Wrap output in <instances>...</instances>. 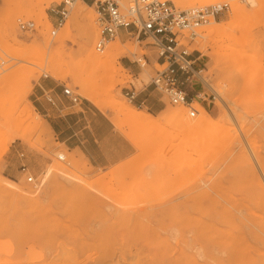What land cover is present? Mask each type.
Listing matches in <instances>:
<instances>
[{
    "label": "rangeland",
    "instance_id": "1",
    "mask_svg": "<svg viewBox=\"0 0 264 264\" xmlns=\"http://www.w3.org/2000/svg\"><path fill=\"white\" fill-rule=\"evenodd\" d=\"M167 1L176 9L228 5L182 41L200 70L186 86L197 110L193 117L158 92L151 95L157 107L133 104L124 95L130 88L151 90L158 68L151 38L118 36L97 50L84 38V19L73 12L81 5L98 30L90 4L74 3L52 37L60 0H0V264H51L65 252L78 264H264V12L263 22L250 15L247 34L232 23L231 0ZM237 2L249 12L256 7ZM18 21L35 28L23 31ZM210 23L231 29L207 38ZM114 41L120 54L112 61L105 49ZM229 48L248 59H229ZM112 69L114 83L106 78ZM44 83L66 86L78 104L101 113L126 155L98 168L69 152L38 108L47 104L31 101L34 89L50 87ZM210 87L220 91V101ZM83 93L103 104L97 108ZM113 96L152 122L126 121L110 107ZM201 107L211 117L207 126L183 124L195 121ZM171 109L180 117L162 118ZM29 110L42 132L25 118ZM57 165L74 178L55 175L50 186L43 175ZM30 175L34 182H27Z\"/></svg>",
    "mask_w": 264,
    "mask_h": 264
},
{
    "label": "built area",
    "instance_id": "2",
    "mask_svg": "<svg viewBox=\"0 0 264 264\" xmlns=\"http://www.w3.org/2000/svg\"><path fill=\"white\" fill-rule=\"evenodd\" d=\"M76 2L90 4L96 14V24L99 35L95 44L97 50H102L106 44L119 36L120 31L137 41L151 38L152 44L158 49L157 63L148 86L168 97L170 103L180 104L188 109V115L193 117L197 110L192 106L193 100L188 97L186 86L191 78L200 72L195 61L183 44V39L197 35L199 27L214 20L222 11L228 9L227 3H215L186 9H176L167 0H60L54 11L55 20L50 30V36H55L67 19L70 9ZM23 31L34 30L32 21H18ZM0 54V65L4 62ZM139 92L127 89L124 93L129 102L144 105L136 101ZM61 94L72 103L79 99L66 86H61ZM47 102L54 104L49 91L43 92ZM22 156V154H20ZM63 157L59 156V159ZM25 171V166L21 165ZM27 182H34L27 176Z\"/></svg>",
    "mask_w": 264,
    "mask_h": 264
},
{
    "label": "crops",
    "instance_id": "3",
    "mask_svg": "<svg viewBox=\"0 0 264 264\" xmlns=\"http://www.w3.org/2000/svg\"><path fill=\"white\" fill-rule=\"evenodd\" d=\"M125 35V31L119 32V36ZM47 85H50L48 89L40 85V90L34 89L33 92L37 93L31 101L36 102L42 98L47 104L39 103L38 108L48 117L47 122L57 141L69 152L82 156L92 167L98 168L115 163L126 155V146L122 145L124 142L113 134V128L107 126L101 113L91 110L85 104L70 102L61 94V88L55 89L56 85L44 83V86ZM45 91L50 92L54 104L45 100ZM153 93L156 91L152 88H144L138 93L136 101H143L148 107H157L158 104L151 98Z\"/></svg>",
    "mask_w": 264,
    "mask_h": 264
},
{
    "label": "bare ground",
    "instance_id": "4",
    "mask_svg": "<svg viewBox=\"0 0 264 264\" xmlns=\"http://www.w3.org/2000/svg\"><path fill=\"white\" fill-rule=\"evenodd\" d=\"M175 3H180L181 1L183 0H173ZM189 1V4H191L193 2V0H188ZM202 1V0H201ZM247 2L250 4V5H256V7H254V9L249 12L245 9V7L241 4H239L237 2V0H231V12H232V15H231V19H232V23L234 24V26L244 32V33H247L248 32V20L250 18V15H254V14H257L259 16V18H261V20L259 21H262L263 22V12H264V0H247ZM79 5V4H78ZM80 7H82L81 5L80 6H77L75 7L74 9V16L76 18H81V19H84V22L82 23L83 27H84V38L86 39V41L88 42H91V44L93 46H95L96 44V41H97V31L95 26L93 25V17L90 15V14H83L81 12V9ZM83 9V8H82ZM258 19V18H257ZM258 21V20H257ZM252 23V22H250ZM261 24V23H260ZM230 26V25H229ZM224 27L223 25H220V24H212L210 23L206 28V34L205 36L207 38H210V37H213V36H217V35H220V34H227V30L231 29V26L230 27ZM251 26V25H250ZM240 32V31H239ZM248 34V33H247ZM204 35V34H203ZM232 35V33H231ZM241 36V35H240ZM229 37V36H228ZM234 37V36H233ZM233 37H230L231 39H233ZM250 37V36H249ZM252 37V36H251ZM237 37H234V39L236 40ZM255 38V37H254ZM230 39V40H231ZM233 39V40H234ZM238 40H240L239 38H237ZM242 39V37H241ZM246 39V38H245ZM211 40V39H209ZM231 40V42L233 41ZM236 43H238V40L235 41ZM262 41V40H261ZM119 41H114L112 42L110 45L107 46V48L105 49V51H109L113 54H111L112 56V61H115L116 58L119 56L120 54V47H119V44H118ZM214 42V41H213ZM222 42V41H221ZM254 43H257L255 42V40H253ZM263 42V41H262ZM261 42V43H262ZM241 43V42H240ZM222 45V44H221ZM202 46V44H201ZM226 46V44H225ZM221 47V46H220ZM233 48V47H232ZM231 49V48H229ZM262 49V48H261ZM117 51L116 53L114 51ZM200 50L202 52L205 51V48L202 46L200 48ZM224 50V49H223ZM122 51V50H121ZM232 49H231V56H229L228 58L230 59V57H232L231 59L234 61L237 59L239 60V63H241L243 60V58H247L246 55L243 53H238L235 52L233 53L232 55ZM259 51V50H258ZM124 52V51H123ZM132 52V51H130ZM229 52V51H228ZM227 53V51H226ZM216 54V52H215ZM235 55V56H234ZM258 54H254V56H256ZM259 55H262L261 53ZM233 56L234 58L236 59H233ZM227 57V56H226ZM258 57V56H257ZM215 58V57H214ZM220 58V56H219ZM255 57H252L251 59H254ZM260 58V56H259ZM248 59V58H247ZM256 59V58H255ZM137 60H140V59H137ZM136 60V61H137ZM250 60V58H249ZM217 60H215L216 62ZM252 61V60H251ZM244 62V61H243ZM250 62V61H248ZM141 64H143V62H140ZM53 68V67H51ZM54 69V68H53ZM55 71V70H53ZM108 73L106 74V78L109 80V81H112L113 83L115 81H117V71L115 69H112V70H107ZM255 71V70H254ZM255 73V72H254ZM253 73V74H254ZM256 74V73H255ZM257 77V75H255ZM253 76V78L255 77ZM255 77V78H256ZM10 80V79H9ZM202 80L205 81L202 77ZM255 80V79H254ZM80 82V81H79ZM83 85V84H82ZM83 88H84V85H83ZM211 88V87H210ZM212 89V88H211ZM217 89V88H216ZM216 89H212V91L217 95V101H220L221 100V96H220V91L219 90H216ZM29 91V85H27L26 87V92ZM84 96L90 100L93 104H95L96 106H98L97 108L100 107V105H102V101L101 102H98L99 100L98 99H94L93 96H91L90 94L88 93H83ZM113 99L109 102V105L111 108H113L117 114H120L119 116H122L123 119H125L126 121L130 122V123H133V124H148V123H151L152 120H151V117L148 113L146 112H143V111H140V110H137L135 107L133 106H127L125 105L124 101L122 102L121 100H119V98H115L114 96L112 97ZM218 103V102H217ZM220 104V102H219ZM200 109V108H198ZM30 111V112H29ZM27 111V113L25 114V118L26 119H29L31 121V124L33 125V128L37 131H43V128L41 127V125L35 122H33L32 118H31V110ZM199 116L197 117V119L194 121V120H190V119H185L183 121V124L187 125L188 127H191V128H194L196 126H207L210 122H211V117L204 111V109L201 107V113L199 112ZM182 116V115H181ZM178 117H180V113L177 111V110H174V109H171L169 110L166 114H164V116L162 118H169V119H172V120H177ZM44 123V122H43ZM41 135V134H40ZM259 161V160H258ZM257 161V162H258ZM87 162V161H86ZM256 162V161H255ZM256 162V163H257ZM259 164V163H258ZM74 168H76V164L72 165ZM55 175H61L67 179H72L74 177L71 178V171L69 169H67L65 166H60V165H57V166H53V167H49L47 168L45 174L43 175V177L46 179L50 178V181H49V184L50 186L52 184H54V176ZM74 176V175H73ZM44 182V181H43ZM4 183V182H3ZM8 184V187L9 188H12L14 187L13 184L11 183H6V185ZM30 195V194H29ZM208 214H206L207 216ZM205 216V217H206ZM209 216V215H208ZM208 222V220H207ZM202 223V222H201ZM209 227L206 226L205 224V229L208 234L209 232ZM199 243V242H198ZM200 246V244H198ZM197 245V246H198ZM204 247V246H203ZM199 248V247H198ZM208 249V248H207ZM205 250H206V246H205ZM61 255V253H60ZM40 258V257H39ZM52 262L51 264H78L76 262V260L74 259V256H72L71 254H68V253H62L61 256L58 257V259L56 261H50ZM49 262V263H50ZM81 263V262H80ZM118 262H115V264H117ZM43 264V263H42ZM119 264V263H118Z\"/></svg>",
    "mask_w": 264,
    "mask_h": 264
}]
</instances>
